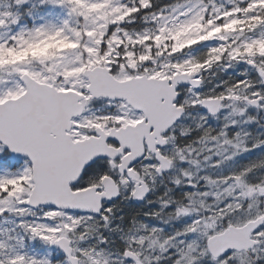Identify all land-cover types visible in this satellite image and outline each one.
Segmentation results:
<instances>
[{
  "label": "snow or ice",
  "instance_id": "1",
  "mask_svg": "<svg viewBox=\"0 0 264 264\" xmlns=\"http://www.w3.org/2000/svg\"><path fill=\"white\" fill-rule=\"evenodd\" d=\"M0 264H264V0H0Z\"/></svg>",
  "mask_w": 264,
  "mask_h": 264
}]
</instances>
